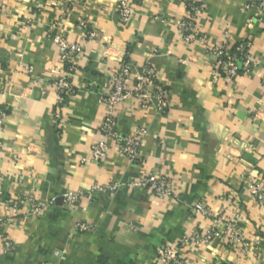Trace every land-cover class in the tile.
I'll use <instances>...</instances> for the list:
<instances>
[{
  "label": "crops",
  "instance_id": "obj_1",
  "mask_svg": "<svg viewBox=\"0 0 264 264\" xmlns=\"http://www.w3.org/2000/svg\"><path fill=\"white\" fill-rule=\"evenodd\" d=\"M189 1L204 6L197 25L204 43L180 36ZM248 1L0 0V102L8 109L0 129V236L13 245L6 251L0 240V264H151L163 243L210 227L193 210L201 204L216 215L231 207L247 246L241 253L221 239L191 245L194 264H264V207L245 191L264 189V17L245 11ZM122 2L131 10L126 23ZM80 20L90 21L91 36L71 76L75 97L59 104L53 82L65 66L54 39L86 40ZM225 32L232 43L253 40L256 66L233 81L213 71ZM125 58L135 73L153 69L170 90L169 111L126 101L118 126L125 134L146 128L140 153L131 159L111 150L96 163L99 96ZM149 175L173 176L178 199L130 186ZM110 183L118 190L91 191ZM23 195L44 212L28 214L26 205L16 215L9 202ZM79 224L95 230L81 232Z\"/></svg>",
  "mask_w": 264,
  "mask_h": 264
},
{
  "label": "built area",
  "instance_id": "obj_2",
  "mask_svg": "<svg viewBox=\"0 0 264 264\" xmlns=\"http://www.w3.org/2000/svg\"><path fill=\"white\" fill-rule=\"evenodd\" d=\"M187 17L180 23V36L185 42L204 43V39L198 37L197 25L203 15L204 6L195 1L186 4ZM245 11H257L258 17H264V0H249L244 6ZM130 7L122 2L119 7V18L122 23H126L130 17ZM253 23L250 21L246 29L250 32ZM78 29L86 31L84 41L71 43L68 39L59 35L54 39L55 45L61 51V60L64 63L65 71L54 82L53 87L59 97V104L75 97V87L71 81V76L76 73L78 65L77 59L83 55L87 39L91 36V23L89 20H80ZM226 40L213 49L216 63L214 73L219 77L233 81L240 74L250 73L256 66L253 59V40L250 35L238 43L230 42L228 32H225ZM170 90L162 85L157 79L152 68L146 67L141 72L135 73L129 58H125L119 63L115 75L111 79L108 91L100 93L99 102L104 106L103 120L100 125L102 140L97 141L91 147V158L96 163L104 162L111 150L119 156L126 158L136 157L142 148L143 139L147 130L144 126L138 128L133 134L123 133L118 126L116 112L128 100L138 102L143 109L157 107L163 115L167 114L170 106ZM59 106V105H58ZM8 116V109L0 102V129L4 126ZM55 121L60 119L59 112L55 113ZM3 144L0 142V150ZM131 187L147 188L157 199L175 198L178 199V189L176 179L173 176L149 175ZM118 184H106L92 188L93 193L102 195L117 191ZM248 199L257 202L264 207V189L259 185L247 186ZM72 199H75L73 197ZM13 212L18 215L24 206H29L28 214L41 215L45 210V205L34 202L27 195L13 198L9 202ZM197 214L205 216L210 221L207 230H197L191 236L184 237L179 242H165L155 252L151 264H194L190 259V246H202L210 243L214 239H221L227 242L232 248L239 252H245L246 243L243 242L237 228L239 215L232 211L231 207H226L222 213L216 215L205 205H196L193 209ZM223 226V230L220 227ZM81 232H92L95 227L90 224H79ZM6 251L13 249L12 243L5 237L0 236ZM43 264H56V261H46Z\"/></svg>",
  "mask_w": 264,
  "mask_h": 264
}]
</instances>
